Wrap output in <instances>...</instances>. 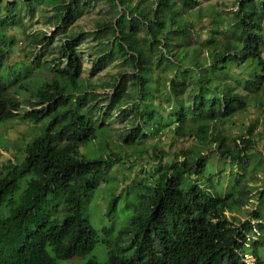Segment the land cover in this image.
<instances>
[{"label": "trees", "instance_id": "16d2710c", "mask_svg": "<svg viewBox=\"0 0 264 264\" xmlns=\"http://www.w3.org/2000/svg\"><path fill=\"white\" fill-rule=\"evenodd\" d=\"M106 2L85 32L82 0H0V127L42 125L18 155L0 141V264L87 257L83 202L109 170L141 193L129 221L107 203L124 227L103 264H264V0ZM102 131L117 145L88 157Z\"/></svg>", "mask_w": 264, "mask_h": 264}, {"label": "rangeland", "instance_id": "374dc122", "mask_svg": "<svg viewBox=\"0 0 264 264\" xmlns=\"http://www.w3.org/2000/svg\"><path fill=\"white\" fill-rule=\"evenodd\" d=\"M227 1L230 2V0ZM82 2V14L75 21V25H78V27L83 29L85 32L94 30L93 20L102 17L108 11L110 12L107 2L106 0H82ZM31 26L36 30L40 28L41 31H46L48 36H50L49 33L53 31L52 28L47 26L44 27L38 18L33 21ZM77 45L78 51L83 56L84 60V74L89 75L91 61L95 57L96 52L94 49H92V51L89 53L87 45L93 46V40L89 37L86 40L79 41ZM36 52L40 53V50L38 49ZM116 66V63L108 64L103 71H100L91 77V82L94 85H98L100 78L106 79L109 73L116 72ZM77 81L81 85L84 83L83 79L81 78L77 79ZM37 83L38 80L29 87V90L35 89L38 86ZM68 83L70 84V82ZM100 91L106 93L111 92L110 90L103 89H100ZM6 123V125L0 127V141L2 147L7 149V151L3 150L2 153L0 152L4 158L11 157L12 153L18 155L20 146H24L33 138L42 134V130L40 129L42 126L41 124L34 126L30 124L31 122L19 119ZM109 136L110 135L104 131H102L100 134H97L96 139L92 140L86 146V155L88 157H105L108 154L109 149H112V147L117 145L116 137H111L109 140H107ZM108 141H110V143ZM107 143L109 145H107ZM122 148L124 150L126 146ZM129 163L130 162L127 161L122 164L125 166L124 170H122L123 173L129 172ZM135 164L137 165V163ZM127 184L128 182L124 183L117 179L116 170H109L106 174L100 175L97 188L93 191V193L88 194L86 199H84L82 207V218L87 219L91 225L98 230V243L95 245L93 251L84 259L79 260L78 258H75L71 260H56V264H81L85 263L91 256L95 257L100 264L106 262V252L108 251V248L106 247V244L102 243L101 241L109 237L111 240L109 241L113 243V241L119 237V233L122 228L121 226L124 227L123 224H116L115 212L112 213L111 217L103 216V213L106 211L105 209L107 203L113 197H118L119 207L126 209V212H122L120 217H124L127 214L128 221L132 218L134 209L138 208V194L141 193L139 191V186L138 184L133 183L129 185L127 189L125 188ZM120 217L117 218V221H119L118 219H120ZM124 223H126V219Z\"/></svg>", "mask_w": 264, "mask_h": 264}]
</instances>
